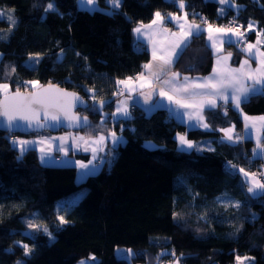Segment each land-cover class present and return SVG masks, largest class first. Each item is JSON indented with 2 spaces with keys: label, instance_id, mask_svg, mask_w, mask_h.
I'll use <instances>...</instances> for the list:
<instances>
[{
  "label": "trees",
  "instance_id": "trees-1",
  "mask_svg": "<svg viewBox=\"0 0 264 264\" xmlns=\"http://www.w3.org/2000/svg\"><path fill=\"white\" fill-rule=\"evenodd\" d=\"M97 1L103 11H83L77 0H54L56 11L48 12L53 0H0V8L11 7L17 16L15 26L0 33V82L11 90H31L22 83L29 80L54 83L79 92L88 104L93 101L86 89L95 88L97 100L110 103L101 112L78 108L90 122L75 132L96 135L114 129L125 136L99 171L77 181L74 165L44 163L35 148L21 156L11 143V136L51 132L0 130V264H80L91 257L92 264H264V195L248 194L239 172L254 170L264 156L252 155V139L221 143L218 132L231 124L242 128L236 109L207 111L212 130L186 129L166 109L148 113L140 105L130 118L101 120L115 112L116 81L140 72L150 57L147 46L135 39L134 26L149 23L156 12L180 10L178 2L120 0L109 15L105 8L110 4ZM233 1L237 8L229 9L219 0H184V9L198 21L227 24L236 17L244 27L254 23L264 31V0ZM249 33L253 40L255 30ZM208 45L205 33L192 39L172 69L209 73L214 54ZM227 50L237 64L243 52L237 46ZM30 53L40 54L34 67ZM241 107L249 114L264 113V95L252 96ZM178 131L196 141L211 139L214 150H178ZM261 138L264 143V130ZM149 142L154 147H146ZM228 163L236 166L234 173ZM80 191L81 198L73 201ZM225 194L241 206L225 208L218 202ZM63 197L67 201L58 203ZM61 215L67 223H60ZM28 221L45 225L51 236L30 229ZM22 244L31 248L29 255ZM117 247H131V258L118 256Z\"/></svg>",
  "mask_w": 264,
  "mask_h": 264
},
{
  "label": "snow or ice",
  "instance_id": "snow-or-ice-1",
  "mask_svg": "<svg viewBox=\"0 0 264 264\" xmlns=\"http://www.w3.org/2000/svg\"><path fill=\"white\" fill-rule=\"evenodd\" d=\"M106 3H110V8L106 14H113L118 10L120 0H105ZM174 3L178 2L179 9L185 8L184 0H173ZM78 6L81 10L86 12L103 11L98 8L95 0H77ZM221 4H227L231 9V0H219ZM56 11L54 0L49 2L45 8V12ZM195 17V13L192 14ZM220 15H223V9ZM188 13H184L183 19L175 14L162 15L160 12H156L154 19L149 25H140L133 29L134 33L139 37L146 35L145 30H150L153 26L160 25L166 22H175L179 31L171 32L170 30H164L169 32L173 38L166 44L160 42L157 46V42L153 41L151 36L149 42L152 43V59L148 63L142 65L146 70L147 75L141 72L135 81L132 77H127L125 80H117V86L123 85V90L114 93V95L128 94L131 99V92L136 90V81L139 82V87L144 88L147 86L151 89L149 92L141 93L144 95V103L148 105L145 108L146 112H151L156 108L168 107L170 115L176 116L183 122V116L187 115L189 120V127H203L209 128L210 125L205 122L203 113L205 111L215 112L219 107H223L225 114L228 106L231 105L237 110H241L242 103L247 102L252 96L264 95V50L259 47L264 44V40L261 36H264V31L257 33V41L255 44L247 43L244 40L245 33L239 30V27H224L213 26L208 23L206 18H201L202 24H206L207 27L203 28L202 24L189 22L187 20ZM9 23L14 27L15 19L8 17ZM231 24V22H230ZM253 25L250 23L247 30H252ZM204 31L207 32V40L209 47L213 50V54L216 56L215 64L212 68V72L207 77H189L183 76L181 82V74L179 72L172 71V65L183 56L184 52L190 46V42L194 38H198L203 35ZM235 37V39H234ZM229 46H241L239 50L247 54V58L243 59L239 63V67H230L228 61L232 58V53L228 52L227 55H220L224 45ZM140 46L139 43L137 45ZM40 54H29V66L34 67L39 63ZM62 59L61 55L58 56V60ZM255 62V67H252V63ZM15 72V68L11 69ZM8 74L6 73V76ZM25 87H30L32 90L27 93L22 92L18 86L15 91H12L9 83L0 82V128L5 131H16L24 128L38 127L43 128L46 124H51L55 127L62 125L64 121H67L70 125H86L88 123L87 116H79L72 112V109L80 106L85 110L101 112L105 104L110 103L104 99L97 100V93L95 88L86 89V93L93 101L92 104H88L82 97L76 93H69L65 90L56 88L49 84L47 88L40 86L39 81L29 80L22 82ZM167 89V90H166ZM158 91L159 97L166 98L169 105H164L161 101H152L153 95ZM171 93V94H170ZM139 103V101H134ZM176 105L177 108L192 109V112L180 113L173 110L170 105ZM131 113L128 109V101L121 100L118 102L115 112L105 113L102 115L101 120L106 117H111L114 120L119 118H130ZM195 120L194 123H191ZM245 121V136L242 137L234 132V126L232 128L220 129L225 135L221 137V143L225 140L231 143H239L244 138H250L251 129L256 127L255 121H260L261 128H264V116L249 117L244 116ZM251 122V123H249ZM108 136L111 137L113 145L122 142V137L117 136L115 132H109ZM108 137L101 135L97 139L90 141L96 145H101ZM52 139L64 140V137H55ZM83 140V137H80ZM179 141L178 150L187 151L196 147L197 150H201L199 146L194 144L193 141L188 140L185 134H177ZM13 147L19 146L20 155L22 156L25 151L28 150V146L36 143L35 141L16 140L11 141ZM43 144L45 141H40ZM146 147H154L149 142ZM59 150L66 151L63 145H60ZM88 149L85 148V151ZM99 148H93V160L88 161L87 164L83 162H77L79 167L84 170L85 175H89L95 172V168L90 169L89 166L96 160V153ZM207 150L213 151L214 149L208 148ZM41 161L47 162L46 157L51 151V147H41ZM254 156H264V143L262 138L257 136L256 148L253 149ZM110 163V161H109ZM235 166L229 165V171L234 170ZM239 172L244 173L246 181L250 176L252 178L249 186L247 187V193L252 197H258L264 195V182H260L256 179V173L245 172L243 168L239 169ZM218 202L224 204L225 208L241 206L240 201H233L227 194L222 198H218ZM73 202H68V207L72 206ZM61 224L67 223L64 216H58ZM28 227L35 231H43L51 236L48 232V228L43 224H36L32 221H28ZM19 243V242H18ZM25 255L31 253V248L27 244L21 245ZM237 259H240L237 257ZM80 264H87V261H81Z\"/></svg>",
  "mask_w": 264,
  "mask_h": 264
},
{
  "label": "crops",
  "instance_id": "crops-1",
  "mask_svg": "<svg viewBox=\"0 0 264 264\" xmlns=\"http://www.w3.org/2000/svg\"><path fill=\"white\" fill-rule=\"evenodd\" d=\"M231 6L237 8V6L234 5L233 3H231ZM169 13L175 14L176 16H179V17H181L183 19L185 12L183 11L182 13H178V12H175V11H171ZM169 13H166V14L161 13V14L165 15V17L167 18V14H169ZM8 17H12V18L16 19L17 16L15 14V10L13 8H11V7H9V8H0V23L6 24L7 27L11 26V24L9 23ZM187 20L189 22H193L194 21L195 23L202 24L201 20L198 21V20H195V19H193V18H191L189 16L187 17ZM208 23H210V22H208ZM149 24H151V21L149 23H146V24H137L136 26H134V28H136V27H138L140 25H149ZM210 24H212L213 26L228 27V26H226V24H223V23L222 24L210 23ZM251 24L253 25L252 30H255V33H256L251 43L255 44L256 41H257V33H260L261 31L256 28V25L254 23H251ZM202 27L206 28L207 25L206 24H202ZM164 30H170L171 32L179 31V29L176 26L175 22L169 23V22H167V19H166L165 23L153 26V28L150 29V30H145L147 32V34L139 37V40L137 38V35L133 31L135 39L138 40L139 42L144 43L147 46L148 50H149L150 57L144 64L148 63L152 59V56H151L152 43L149 42V37L150 36H151L153 41L157 42V46H159L160 42H164L166 44L168 41H171L173 39L171 37L170 33L169 32H165ZM1 31H2V29H0V33H1ZM204 33H205L206 40H207V35L208 34H207L206 31H204ZM234 39H235V37H234ZM261 39L264 40V36H261ZM207 42H208V40H207ZM209 43L210 42H208V44ZM227 46H228L227 44L224 45L223 50L220 53V55H227V53L230 52V51L227 50ZM259 47H261V49L264 50L262 45H260ZM212 52H213V50H212ZM245 58H247V54L243 52L242 57H241V59L239 60V62L237 64L234 63L232 58L227 63H228V65L230 67H239L240 61H242ZM215 60H216V56L214 55L213 66L215 64ZM213 66H212V68H213ZM255 66H256L255 62H253L252 63V67L254 68ZM171 70L174 71V72H177L174 69H171ZM141 72H144L145 75H147V72H146V70L144 68H142L140 73ZM211 72H212V70L209 73H206V74H181V82H183V80H182L183 76H189V77H192V78H195V77H207V76H209V74ZM137 76H135L134 78L132 76L131 77L135 81V78ZM125 79L126 78H122L120 80H125ZM135 86H136V90L131 92V94H130L131 95V99H129V95L126 93L124 95H120V97H119V99L117 101V104H118V102L121 101V100H127L128 101V109H129V112L131 114H132L133 107L135 105L142 106L144 108V110H145V108L148 107V105H146L144 103L145 97H144V95H141V93L143 92V93L146 94L147 92H149L151 90L147 86H145L144 88H140L138 81H136ZM122 90H123V85H120L119 86V91H122ZM137 100L139 101V103H134V101H137ZM154 101H161L164 105H166V106L169 105V102L167 101L166 98L159 97L158 91L153 95L152 101H150L149 103H152ZM116 107H117V105H116ZM170 107L173 110H175V111H179L180 113H184L186 111L187 112H192L193 111L192 109L177 108V106L174 105V104L170 105ZM161 108H164V109L167 110V112L169 114V117L172 120H174L176 122L184 123L185 126H186V129H190V127H189V123L190 122L188 120V116L187 115L183 116V122H181V120L179 118H177L176 116L170 115L168 107H161ZM240 109L241 110H237V109L236 110L240 113V117H241V120H242V128L240 130H238L235 127L236 128L235 129L236 130L235 133L239 134L242 137H244L245 136V127H244L245 121H244V116H243L244 113H245V116H249V117L264 116V113L249 114V113H246L245 111H243L241 106H240ZM203 115L205 117V122L210 125V123L207 120V111H205L203 113ZM194 122H195V120H193L191 123H194ZM249 123H251V122H249ZM255 123H256V127L251 129V133H250V139H252L254 141L253 149L256 148V139L252 136L253 132L260 133L259 136L262 137V131L264 130V128H261V126H260V123H261L260 121H255ZM232 125L235 126V124H231V125H229L227 127H224V128H230V126H232ZM191 128H201V129H204V130H212L211 125L207 129H205L203 127H199V126L191 127ZM220 129H223V128H219V130H218L219 137L221 138L225 134L222 131H220ZM109 132H115L117 134V136L122 137V142H124L123 134L115 131L114 129H110L107 132H101V133H98L96 135H85L82 132L78 133V132H75V131H63L62 130V131H59L57 133H50V134L49 133H45V134H40V135L38 134L37 136H31V137L25 136V137H22V138H19V139L20 140L35 141L36 143H34L32 145H29L28 148L37 149V151L39 152V156L40 157H41V151H40L41 147L48 148L50 146L51 147V151L48 153V155L46 157V161L47 162H44V163L57 164V162H62V164H60V165H65V164L74 165L76 167V176L78 175V171L80 170V171H82L80 178H84L87 175L84 174V170H82L79 167V164L77 162H83V163L87 164L88 161L93 160L92 149L98 147L99 150L96 153V157L97 158H96V160L93 161V164L89 166L90 169L95 168V172H97V171H99L102 168L103 164L106 162L107 153H109V151L113 147H115L116 145L119 144L118 143L116 145H113L111 137L108 136ZM180 134H185L186 135V132L185 131H181ZM101 135H104V136L108 137L101 145L98 146V145H96L94 143H90V141H93V140L97 139ZM55 137H64V140L61 141V140L52 139V138H55ZM80 137H83L84 139L81 140ZM186 137H187V135H186ZM187 139L193 141L194 144H196L197 146H199L201 148V150H207L209 147L213 148V144H212V140L211 139H202V140H198V141L190 139L188 137H187ZM244 139H246V138H244ZM244 139H242L240 142H242ZM40 141H45V143L41 144V143H39ZM122 142H120V143H122ZM60 145H63V148L66 151L59 150ZM17 147L19 148L18 145H17ZM85 148H87L88 150L85 151ZM192 149H197V148L193 147ZM192 149H189V150H192ZM252 155L254 156L253 150H252ZM164 264H166V263H164Z\"/></svg>",
  "mask_w": 264,
  "mask_h": 264
},
{
  "label": "rangeland",
  "instance_id": "rangeland-1",
  "mask_svg": "<svg viewBox=\"0 0 264 264\" xmlns=\"http://www.w3.org/2000/svg\"><path fill=\"white\" fill-rule=\"evenodd\" d=\"M95 2H96V4L98 5V8L99 9H102V6L98 3V1L97 0H95ZM231 3H233V4H236V3H234V1L233 0H231ZM110 4V3H109ZM222 6H224V7H226V4H221ZM119 7V6H118ZM109 8H110V6L109 7H107V8H105V9H108L109 10ZM222 8V7H221ZM223 9V8H222ZM176 12H178V13H181V11L180 10H178V11H176ZM188 12V14H189V11H187ZM202 21V20H201ZM215 24V23H214ZM226 26H228L227 24H226ZM7 28V26H6V24H3V23H0V29H6ZM248 29V28H247ZM248 31H250V30H248ZM243 116H245V113H244V115ZM234 125H232V126H230V128H232ZM236 128H235V126H234V132L236 131L235 130ZM180 132L181 131H178L177 133H176V137H177V134L179 133L180 134ZM78 133H81V132H78ZM259 134L260 133H258V132H253V134H252V136L257 140V136H259ZM40 135V134H39ZM32 136H37V135H32ZM27 137H31V136H27ZM123 137H124V141H125V136L123 135ZM261 137V136H260ZM177 143L179 144V141H178V139H177ZM60 164H62V162H57V164H51V165H60ZM245 170V172H248V173H255L254 171H251V170H246V169H244ZM81 172L82 171H78V175L76 176V180L77 181H81L82 179H84V178H80V176H81ZM241 177H242V180H243V182H244V184H245V186H246V189H247V187L249 186V183L251 182V180H252V178L249 176L248 177V179H247V181H246V178H245V176H244V173H241ZM256 179L257 180H259L260 182H264V181H262L259 177H258V175L256 174ZM83 195V191H80V193H78V195L74 198V200L73 201H77V200H79L80 198H81V196ZM67 200L63 197V198H60L59 200H58V203H60V202H62V203H64V202H66ZM115 252H116V254L118 255V256H120V257H126V258H131V256H132V254H133V250H132V248L131 247H117L116 248V250H115ZM81 261H87V264H92L93 262H95V260H94V258L93 257H91V258H85V259H82ZM80 261V262H81ZM21 263V261H18V262H16L15 264H20ZM166 264H181L178 260H172V261H167V263Z\"/></svg>",
  "mask_w": 264,
  "mask_h": 264
},
{
  "label": "water",
  "instance_id": "water-1",
  "mask_svg": "<svg viewBox=\"0 0 264 264\" xmlns=\"http://www.w3.org/2000/svg\"><path fill=\"white\" fill-rule=\"evenodd\" d=\"M49 84L55 86L58 89L65 90V91H67L69 93H76L80 97H82L85 101L88 102V100L86 98H84L79 92L64 88V87H62V86H60L58 84L47 83V84H42L40 86H42L44 88H47L49 86ZM31 90H21V91L27 93L28 91H31ZM12 91H15V90H12ZM78 108H84V107L78 106V107L72 109V112L78 114L81 117L87 116L86 114H82L81 112H79ZM87 118H88V123H89L90 122V118L88 116H87ZM88 123L86 125H88ZM86 125H74V124L70 125L67 121H64V123L62 125H58V126H55V127L51 126V124L49 123V124H46L45 127H43V128H38V127L24 128V129H21V130L12 131V133H17V134H20V135H29L31 133L41 132V131H49L51 133H57L60 130L78 131V130L83 129ZM0 130L5 131L3 128H0ZM5 132H9V131H5Z\"/></svg>",
  "mask_w": 264,
  "mask_h": 264
},
{
  "label": "built area",
  "instance_id": "built-area-1",
  "mask_svg": "<svg viewBox=\"0 0 264 264\" xmlns=\"http://www.w3.org/2000/svg\"><path fill=\"white\" fill-rule=\"evenodd\" d=\"M180 11L182 12L183 10H181L180 9ZM184 12H187V10H184ZM188 13V12H187ZM230 22H231V24H230ZM227 25L228 26H232V27H239V30L241 31V32H244L245 33V36H244V40H246L247 41V43H251L252 42V39H251V37H250V33H249V31L247 30V28H244L242 25H241V23H240V21L236 18V17H231L230 19H229V22L227 23ZM138 45V44H137ZM241 46H239V48H240ZM140 72H138L137 74H135L134 76H132L133 78L135 77V76H137L138 74H139ZM12 140H14L15 139V137L14 136H11L10 137ZM229 165H232L231 163H228L227 164V169L229 170ZM234 166V165H233ZM236 171V166H235V168H234V170H232V171H230V172H232V173H234ZM252 171H254L257 175H258V177L262 180V181H264V163H261V164H259V166H257L254 170H252Z\"/></svg>",
  "mask_w": 264,
  "mask_h": 264
},
{
  "label": "bare ground",
  "instance_id": "bare-ground-1",
  "mask_svg": "<svg viewBox=\"0 0 264 264\" xmlns=\"http://www.w3.org/2000/svg\"><path fill=\"white\" fill-rule=\"evenodd\" d=\"M241 23V22H240ZM241 25H242V23H241ZM243 27H244V25H242ZM244 28H246V27H244ZM239 47V46H238Z\"/></svg>",
  "mask_w": 264,
  "mask_h": 264
}]
</instances>
